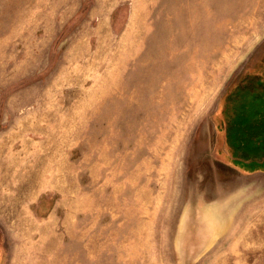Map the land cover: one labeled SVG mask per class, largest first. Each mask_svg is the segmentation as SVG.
Instances as JSON below:
<instances>
[{
  "label": "rangeland",
  "instance_id": "rangeland-1",
  "mask_svg": "<svg viewBox=\"0 0 264 264\" xmlns=\"http://www.w3.org/2000/svg\"><path fill=\"white\" fill-rule=\"evenodd\" d=\"M259 80L264 0H0V264H264Z\"/></svg>",
  "mask_w": 264,
  "mask_h": 264
},
{
  "label": "trees",
  "instance_id": "trees-1",
  "mask_svg": "<svg viewBox=\"0 0 264 264\" xmlns=\"http://www.w3.org/2000/svg\"><path fill=\"white\" fill-rule=\"evenodd\" d=\"M256 82H258V84L260 83V85H258V86L256 85L254 87L256 89L260 88V91L258 93H255V95H251V96H254L255 99H253V100H254V102L256 101L257 104H256L253 112L250 113L251 121L248 122L249 126H247V128H249L251 133L259 135L258 133L260 132V134H261V131L264 130V126L261 124V118H263V116H264V85L261 84L260 80L256 81ZM262 83H264V82H262ZM247 95H250V94H247ZM241 140H243L245 142V137Z\"/></svg>",
  "mask_w": 264,
  "mask_h": 264
}]
</instances>
